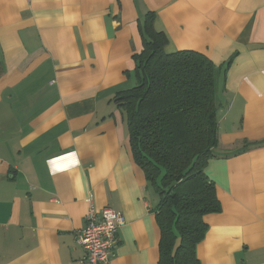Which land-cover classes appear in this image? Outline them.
Here are the masks:
<instances>
[{"label":"crops","instance_id":"obj_1","mask_svg":"<svg viewBox=\"0 0 264 264\" xmlns=\"http://www.w3.org/2000/svg\"><path fill=\"white\" fill-rule=\"evenodd\" d=\"M155 12L168 52L219 67L201 264H264V0H0V264H90L91 199L122 211L108 264H158L159 196L134 160L118 93L137 84Z\"/></svg>","mask_w":264,"mask_h":264},{"label":"trees","instance_id":"obj_2","mask_svg":"<svg viewBox=\"0 0 264 264\" xmlns=\"http://www.w3.org/2000/svg\"><path fill=\"white\" fill-rule=\"evenodd\" d=\"M149 11L135 53L137 84L117 94L127 114L133 157L159 196L158 264H201L197 252L208 224L221 211L215 182L206 173L219 143L218 65L206 54L166 50L169 37Z\"/></svg>","mask_w":264,"mask_h":264},{"label":"built area","instance_id":"obj_3","mask_svg":"<svg viewBox=\"0 0 264 264\" xmlns=\"http://www.w3.org/2000/svg\"><path fill=\"white\" fill-rule=\"evenodd\" d=\"M85 226L78 232L77 240L85 249V259L90 264H108L118 244L119 228L125 224L120 210L105 207L97 213L89 199Z\"/></svg>","mask_w":264,"mask_h":264},{"label":"rangeland","instance_id":"obj_4","mask_svg":"<svg viewBox=\"0 0 264 264\" xmlns=\"http://www.w3.org/2000/svg\"><path fill=\"white\" fill-rule=\"evenodd\" d=\"M104 208H105V207H104ZM104 208H103V209H104Z\"/></svg>","mask_w":264,"mask_h":264}]
</instances>
